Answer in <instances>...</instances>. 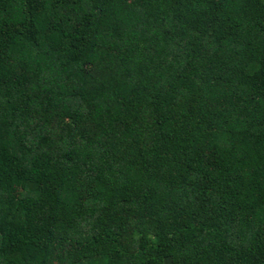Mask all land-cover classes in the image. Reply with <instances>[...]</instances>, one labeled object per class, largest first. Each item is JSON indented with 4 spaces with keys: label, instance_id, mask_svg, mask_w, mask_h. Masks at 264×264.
I'll use <instances>...</instances> for the list:
<instances>
[{
    "label": "trees",
    "instance_id": "trees-1",
    "mask_svg": "<svg viewBox=\"0 0 264 264\" xmlns=\"http://www.w3.org/2000/svg\"><path fill=\"white\" fill-rule=\"evenodd\" d=\"M0 264H264V0H0Z\"/></svg>",
    "mask_w": 264,
    "mask_h": 264
}]
</instances>
